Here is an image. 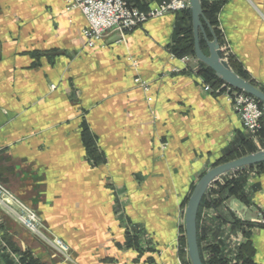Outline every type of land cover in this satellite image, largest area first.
<instances>
[{
  "label": "crops",
  "instance_id": "obj_1",
  "mask_svg": "<svg viewBox=\"0 0 264 264\" xmlns=\"http://www.w3.org/2000/svg\"><path fill=\"white\" fill-rule=\"evenodd\" d=\"M215 1L224 60L264 90V0ZM176 19L150 18L123 42L112 30L104 47L87 48V21L63 0H0V181L69 249L65 258L0 216V264H19L22 251L43 264H180L194 183L250 142L225 94L204 89L201 62L172 53ZM83 129L103 160L87 154ZM240 176L248 203L218 192L224 178L206 196L218 205L198 210L197 235L246 240L264 264V226L245 237L230 219L264 211V170Z\"/></svg>",
  "mask_w": 264,
  "mask_h": 264
},
{
  "label": "built area",
  "instance_id": "obj_2",
  "mask_svg": "<svg viewBox=\"0 0 264 264\" xmlns=\"http://www.w3.org/2000/svg\"><path fill=\"white\" fill-rule=\"evenodd\" d=\"M67 9H79L87 21V26L83 29L84 44L87 48L104 47L103 38L105 35L115 30L119 33L118 42H123L128 31L143 24L150 18L162 16L169 12H177L189 7L188 0H165L161 3L150 6L147 11L130 6L125 0H63ZM184 62L193 59L192 56L181 57ZM195 59V58H194ZM131 65L136 68L138 63L135 59L129 58ZM142 90L149 91V83L139 77L134 79ZM205 90H211L210 86H204ZM223 91L227 100L231 103L234 111L238 114L245 130L255 136L261 128V120L264 117V102L237 90L226 83H222L216 92ZM151 101V97H147ZM10 191L0 183V203L1 196L8 195ZM23 214L19 215L22 223L32 231L40 233L50 246L60 252H67V246L61 239L53 237L49 239L38 230L40 217L36 211L21 203ZM255 225L264 226V211H261L254 220Z\"/></svg>",
  "mask_w": 264,
  "mask_h": 264
},
{
  "label": "trees",
  "instance_id": "obj_3",
  "mask_svg": "<svg viewBox=\"0 0 264 264\" xmlns=\"http://www.w3.org/2000/svg\"><path fill=\"white\" fill-rule=\"evenodd\" d=\"M127 4L130 6L137 7L140 10L147 11L150 8V4L153 3H161L165 0H125ZM200 4L202 7V11L204 14V17L209 24V27H207L206 23L203 22L204 29L206 32V35L209 40L212 39L211 31L215 34L218 41L220 42V32L217 29V12L219 10L220 2L212 1V0H200ZM177 19L175 21V38L174 42L171 46V51L176 57H183L185 55H192L194 56V46H193V34H192V25H191V12L189 7L185 8L183 10L175 12ZM200 45L202 49L206 47L205 39L202 35H200ZM199 75L202 77L203 81L206 84H209L212 89L218 88L223 81L220 80L214 73V71L206 67L203 63H201V69L199 70ZM240 77L247 80V76L241 72L237 71L236 73ZM252 84L254 82L249 81ZM255 85V84H254ZM264 136V128L261 129L260 132ZM82 139L87 151V154L95 160V162H99L100 160H103V157L97 155L96 147L94 145L93 137L89 134L87 129H83L82 131ZM256 149L252 147H248V149L245 152L238 153L236 155H232L230 157H225L220 159L219 161L215 162V165L223 162L230 161L232 159L239 158L240 156H243L248 153L254 152ZM259 169L264 170V162L260 163L258 165ZM240 176V175H239ZM241 177V176H240ZM224 189H227V192L230 195H235L238 197L241 201L244 203H248L247 197L242 192V182L240 178L232 179L230 181H226L224 185L220 186V189L218 192L223 191ZM222 200V198L219 196L216 199H208L207 197H204L203 200L200 203L199 209L202 206H217L218 203ZM198 209V210H199ZM236 219V218H235ZM234 224H237L239 227H248L252 225L250 222H244L240 220H235ZM245 235L247 236L248 233L245 232ZM183 242V239L181 238ZM197 242L199 246V252L200 256L202 257L201 253V247L199 243V237L197 236ZM210 248V261H204L203 264H227L224 259L219 255V248L216 245H209ZM248 246L244 245L240 248L239 258L241 259L240 264H256L252 261V258L250 256V250L248 251ZM17 251V250H15ZM8 264H12L11 260L7 261ZM19 264H43L41 263L37 258L32 256V254L29 251H22L20 252V258H19Z\"/></svg>",
  "mask_w": 264,
  "mask_h": 264
},
{
  "label": "water",
  "instance_id": "obj_4",
  "mask_svg": "<svg viewBox=\"0 0 264 264\" xmlns=\"http://www.w3.org/2000/svg\"><path fill=\"white\" fill-rule=\"evenodd\" d=\"M191 12V25L193 34V46L195 58L203 63L206 67L211 68L215 75L224 83L231 87L244 91L249 95L264 102V91L254 86L251 82L237 75L224 60L220 49V44L211 31L212 39L209 40L203 22L207 23L200 0H188ZM200 35L203 36L207 46V52H204L200 45ZM264 162V148L255 152L246 154L239 158L220 163L208 169L194 184L191 194L187 200L184 211V229L187 244L188 258L191 264H203L200 256L197 242V213L201 200L207 194L210 186L223 175H230L235 171L244 170L245 168Z\"/></svg>",
  "mask_w": 264,
  "mask_h": 264
},
{
  "label": "rangeland",
  "instance_id": "obj_5",
  "mask_svg": "<svg viewBox=\"0 0 264 264\" xmlns=\"http://www.w3.org/2000/svg\"><path fill=\"white\" fill-rule=\"evenodd\" d=\"M212 1H215V0H212ZM189 56H192V55H189ZM192 57H194L195 58V56H192ZM196 59V58H195ZM197 60V59H196ZM226 61V60H225ZM202 82H203V85L204 86H206V85H208V86H210L209 84H206L204 81H203V79H202ZM255 84V83H254ZM253 84V85H254ZM254 86H256L257 88H259L256 84L254 85ZM211 88V87H210ZM260 90H262V91H264L263 89H261V88H259ZM207 91H214V92H216L214 89H212L211 88V90H207ZM241 91V90H240ZM244 92V91H243ZM216 93H223V91L221 90V91H219V92H216ZM246 93V92H245ZM224 94V93H223ZM248 94V93H247ZM249 95V94H248ZM251 96V95H250ZM253 97V96H252ZM257 99V98H256ZM243 126V125H242ZM244 128V127H243ZM263 128V118H262V120H261V128H260V130H259V132H258V134H256L255 136H253V135H250L247 131V135H248V141L250 142V145H248L246 148L244 147V149L245 150H247L248 149V147H252V148H255L256 150L255 151H257V150H260V149H262V147L264 146V136L262 135V134H260V131H261V129ZM245 129V128H244ZM162 146L164 147L165 146V144H162ZM264 148V147H263ZM254 151V152H255ZM245 152V151H244ZM249 154V153H248ZM246 155V154H245ZM244 156V155H243ZM241 157V156H240ZM220 164V163H219ZM260 163H258V164H254V165H251V166H249V167H247V168H245L244 170H239V171H235V172H233L232 174H230V175H223V176H221L220 178H218V180L215 182V183H213L211 186H210V188H214L215 186L217 187L220 183L219 182H221V180H224V178H225V182L226 181H230V180H232V179H236V176H238V175H242V174H245L246 176H248L250 173H251V170H252V168H257L258 167V165H259ZM218 165V164H217ZM213 166H216L215 165V163L213 164ZM212 166V167H213ZM210 169V168H209ZM207 171V170H206ZM205 171V172H206ZM204 172V173H205ZM203 173V174H204ZM202 174V175H203ZM252 174H255V173H252ZM201 175V176H202ZM200 176V177H201ZM198 181V180H197ZM196 181V182H197ZM195 182V183H196ZM0 183L3 185V183L0 181ZM194 183V184H195ZM4 186V185H3ZM194 186V185H193ZM5 187V186H4ZM6 188V187H5ZM209 188V189H210ZM6 189H8V188H6ZM193 189V188H192ZM192 191V190H191ZM208 192H209V190H208ZM208 192H207V194H208ZM10 193V192H9ZM191 194V193H190ZM190 194H189V196H190ZM207 194H205L204 196H203V198L204 197H206L207 196ZM189 196H188V198H189ZM1 198H2V203H0V216L3 218V219H5L6 220V222H10V224L8 223V225H10V226H25L23 223H22V221H21V219H20V216L19 215H22L23 214V211H22V207H21V203L22 204H24L23 202H21V200H19L18 198H16L13 194H8V195H4V196H1ZM188 198H187V200H188ZM203 198H202V200H203ZM201 200V201H202ZM234 203L235 202H233V203H231V206L235 209V205H234ZM186 204H187V201H186ZM185 204V205H186ZM24 205H26V204H24ZM27 207H29L28 205H26ZM31 210H33L31 207H29ZM185 208H186V206H185ZM35 211V210H34ZM38 214V213H37ZM231 222L234 224V222H235V220H240V221H243V220H241V219H238V218H236L235 219V217L234 216H232L231 218ZM41 221V220H40ZM244 222H248V221H244ZM250 223L252 224V225H250V226H248V227H246L245 226V228L243 229V227L241 226V227H239V226H237V224H234L236 227H238L237 228V230H238V233L239 234H243L245 237H247L246 235H245V231H247V233L249 234V228L250 227H253V226H255V223H254V220H252V221H250ZM40 224L41 223H39V225H38V230L42 233V234H44V235H46L49 239H52L53 237H55L54 235H50L48 232H46L44 229H43V227L42 226H40ZM259 226V225H258ZM25 228H27L26 226H25ZM28 230H30L29 228H27ZM243 229V230H242ZM31 232H33L34 234H36V235H38L40 238H42L45 242L47 241V240H45V238L40 234V233H38L37 231H32V230H30ZM243 231V232H242ZM1 232H2V228H0V239H1ZM198 236V235H197ZM183 237H184V241L185 242H183L182 240H179V252H180V254H179V256H180V264H191L190 263V261H189V258H188V252H187V244H186V238H185V229H184V235H183ZM183 237H182V239H183ZM204 239V238H203ZM202 238L200 239L199 238V243H200V247H201V253H202V257H201V259H202V261L204 260V261H210V248H209V245H216L218 248H219V255L224 259V261L227 263V264H240L241 263V259L239 258V253H240V248L242 247V246H244V244L247 242L246 240L242 243V244H231V243H229V242H206V241H204ZM63 242V241H62ZM47 244H48V242H46ZM49 245V244H48ZM50 246V245H49ZM67 246V245H66ZM50 247H52V249H54V251H56L57 253H60L61 255H63L65 258H67V257H69V249L67 248V252H65V253H63V252H60L59 250H57L56 248H54L53 246H50ZM68 247V246H67Z\"/></svg>",
  "mask_w": 264,
  "mask_h": 264
}]
</instances>
